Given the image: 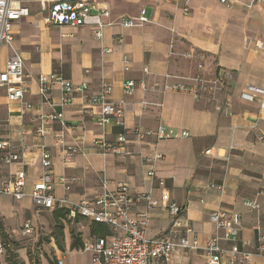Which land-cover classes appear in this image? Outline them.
Returning <instances> with one entry per match:
<instances>
[{
  "label": "crops",
  "instance_id": "crops-1",
  "mask_svg": "<svg viewBox=\"0 0 264 264\" xmlns=\"http://www.w3.org/2000/svg\"><path fill=\"white\" fill-rule=\"evenodd\" d=\"M93 1L109 7L114 19L137 16L145 8L151 21L131 28L116 23L108 26L103 38L98 39L89 26L48 22L49 11L37 0L18 1V5L30 10L29 15L15 23L13 42L24 61L27 92L24 101H11L6 90L0 89V139L25 142L27 190L31 191L43 172L41 152L46 149L52 154L56 179L62 175L77 178L68 191L56 183L54 193L58 197L68 196L74 201L95 197L102 192L106 180L109 189L124 182L132 193L150 194L157 199L159 204L151 209L146 229L149 237L170 232L172 217L164 206V195L185 207L180 233L196 240L200 248L178 249L170 261L151 264H209L204 247L214 232L210 214L220 208L242 214L241 241L252 248L264 233V111L257 103L242 100L240 93L249 83L264 87V3L188 0L189 10L185 12L187 0ZM118 37L123 41L118 42ZM13 48L2 47V66ZM187 51L203 54L202 70L198 57L182 55ZM125 54L132 60L127 72L123 64ZM145 67L149 73L144 72ZM58 70L74 84H89L86 92L74 94L72 102L63 107L59 105L62 91L58 83L54 84L50 102L42 99L39 90V76ZM219 71H233L235 75L227 92L220 95L232 99L233 115L219 112L208 99H197L186 92L162 91L165 80L191 83L190 78L199 72L212 77ZM167 74H171L169 79L165 78ZM126 79H144L148 90L138 88L124 97ZM102 80L113 84L114 101H125L121 129L156 130L162 124L177 136H149L143 141L134 137L128 145L131 154L127 156L98 152L93 141L102 136L114 139L120 129L113 125L102 127L96 122L101 107L92 103L89 96L99 92ZM24 102L31 103L32 108L25 109ZM54 111L63 113L64 124L50 122L48 127L54 131L43 137L34 135L39 117ZM57 131L63 133L67 144L80 147L69 163L63 159ZM185 131L188 136L181 134ZM153 151L163 156L154 165L155 175L150 176L152 165L146 157ZM1 155L0 151V179L7 180L19 164L5 165ZM10 199L2 198L0 211L10 206ZM20 202V208L26 211H52L37 209L30 197ZM246 202L257 207L254 209ZM145 206H135L133 215ZM188 227L191 232H186ZM67 230L65 252L53 243L57 255L66 253L68 264H101L93 260L90 251L71 250L72 237ZM83 233V238L92 236L88 231ZM248 264H264V255L254 256Z\"/></svg>",
  "mask_w": 264,
  "mask_h": 264
},
{
  "label": "built area",
  "instance_id": "built-area-1",
  "mask_svg": "<svg viewBox=\"0 0 264 264\" xmlns=\"http://www.w3.org/2000/svg\"><path fill=\"white\" fill-rule=\"evenodd\" d=\"M19 0H0V54L4 45L13 48L15 40L14 25L22 17L29 15L28 7L18 5ZM43 9H48L46 20L58 26L69 25L72 27L89 26L98 39H102L104 31L108 26L116 23L126 28L141 26L151 21L147 10L141 9L134 17H122L114 19L109 7L100 6L93 0H37ZM225 2L226 0H221ZM264 3V0H256ZM185 12L189 10L188 0L184 7ZM118 42L123 38L118 37ZM110 51L107 49V52ZM184 57H198L199 69H203V54H195L187 51L182 54ZM124 70L130 71L132 60L129 55L123 56ZM149 73L148 67L144 68ZM25 65L21 54L12 49L4 66L0 58V89H5L7 97L11 101H24L27 92ZM171 74L166 75L169 79ZM191 83L175 82L165 80L162 84V91L174 90L192 94L197 99H208L215 103L216 109L225 114L233 115V101L229 96L220 98L226 93L235 79L233 71H219L212 77H207L199 72L190 78ZM61 87L62 95L59 105L65 106L72 102L74 94L84 93L89 89L88 83L74 84L61 72L54 71L50 75L39 76V90L42 99L51 101L54 84ZM113 84L107 80L101 81L100 90L89 96V100L101 107V113L97 117L99 126L113 125L123 127L125 116V101H114L111 97ZM148 90V84L143 79L137 82L134 79H126L123 82V95L129 96L136 89ZM240 98L250 103H257L260 111H264V87L249 83L242 92ZM51 105H54L51 102ZM24 108H32V104L24 102ZM60 121L64 124L63 113L54 111L47 115H41L33 131L36 136H45L51 130L50 122ZM26 134V131H22ZM188 136V132L181 133ZM55 136L58 144L62 147L63 159L69 163L80 152V147L67 144L63 133L57 131ZM154 136L156 139H166L177 136L173 129L160 124L156 130L135 127L132 130L123 128L115 134L114 139L105 136L93 141L96 150L102 154H116L127 156L131 154L129 143L132 138L140 141L147 137ZM263 140V137H261ZM26 148L25 142H15L11 139H0V151L3 164H19V169L7 180L0 179V201L3 197H10L15 201H22L30 197L34 206L39 210H54L56 208H67L69 218L82 216L94 222H101L107 225L111 233L107 237L91 236L84 238L83 247L80 250L90 251L93 260L101 264H151L153 261L168 262L173 253L178 249H198L196 240H191L187 235H181L180 230L184 227L183 214L185 207L171 202L168 195H164L167 212L172 217L170 232L168 235L149 237L146 233L148 222L151 216V209L159 204L150 194H134L127 183L121 182L114 189L108 188V182L103 181V190L92 198L74 201L68 196L58 197L54 193L56 183H60L68 191L71 185L77 180L75 176L62 175L54 177L52 170V154L43 149L41 152V163L43 172L39 179L33 184L31 191L27 190L28 175L23 163V151ZM159 151L151 152L146 161L152 168L148 171L150 176L155 175L154 165L162 159ZM140 203H145L142 212L133 215L132 210ZM248 206L256 208L252 202H246ZM133 215V216H132ZM210 220L214 224V232L207 241L204 251L209 264H248L254 256L264 255V233L258 237V241L252 248H247L241 241V230L243 226L242 214L237 211H230L223 208L213 211ZM25 233L34 231V224L27 219L23 224ZM186 232H191L187 228ZM3 247L0 243V252ZM56 264H68L64 254L57 256Z\"/></svg>",
  "mask_w": 264,
  "mask_h": 264
},
{
  "label": "rangeland",
  "instance_id": "rangeland-1",
  "mask_svg": "<svg viewBox=\"0 0 264 264\" xmlns=\"http://www.w3.org/2000/svg\"><path fill=\"white\" fill-rule=\"evenodd\" d=\"M9 204L0 211V243L3 247L0 264H9L10 261L14 264H56L58 255L53 243H56L55 233L60 222L54 218L53 211H40L38 214L35 209L26 211L20 208V201L13 199ZM27 219L34 224L32 233L23 230ZM67 228L70 233L75 230L84 235L83 232H90V221L80 218L76 222L68 217L64 221V244Z\"/></svg>",
  "mask_w": 264,
  "mask_h": 264
},
{
  "label": "trees",
  "instance_id": "trees-1",
  "mask_svg": "<svg viewBox=\"0 0 264 264\" xmlns=\"http://www.w3.org/2000/svg\"><path fill=\"white\" fill-rule=\"evenodd\" d=\"M56 72H61L64 75V73L60 70ZM121 130L122 129L120 127V129L118 128L116 132H119ZM52 211H53L54 218L60 222L59 224H57L59 229L55 233L56 243L60 250L65 251V246L63 242L64 240V221L69 217V210L67 208H56ZM81 217L82 216H76L74 217V220L78 222ZM110 233L111 231L109 227L105 225L104 223L94 222V221L90 222V234L92 236L107 237ZM71 237H72V242L70 245L71 250L80 249L81 247H83L84 238L81 232H76L75 230H71ZM9 264H14V263L10 261Z\"/></svg>",
  "mask_w": 264,
  "mask_h": 264
}]
</instances>
